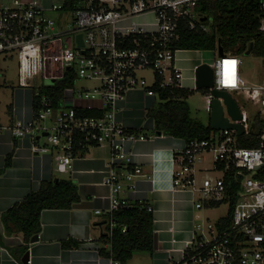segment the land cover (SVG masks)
Segmentation results:
<instances>
[{"label":"built area","instance_id":"built-area-1","mask_svg":"<svg viewBox=\"0 0 264 264\" xmlns=\"http://www.w3.org/2000/svg\"><path fill=\"white\" fill-rule=\"evenodd\" d=\"M66 1L0 2V56L17 57L19 87L32 91L33 102V118L8 130L17 138L30 137L34 152L56 149L60 173L72 171L74 160L90 148L110 147L101 172V185L110 189V195L95 197L108 201V206L94 210L109 215L108 241H89L85 248L97 253L98 264H124L112 254L118 225L113 215L132 206L119 196L135 190L136 178L143 174L134 146L166 135L129 129L119 120L122 103L136 91L157 97L158 91L185 89L184 70L178 65L183 50L176 44L185 30L210 32L211 27L201 21L204 15L198 11L203 0H80L73 8L66 7ZM261 12L259 31L264 36V0ZM52 13L60 16L53 18ZM67 14L73 17L71 23ZM218 50L202 51L218 56L203 60L215 72L210 98L214 89L236 92L246 103L264 108V85H247L243 56L221 57ZM148 70L153 73L151 82L141 75ZM68 77L73 86L60 98L46 90ZM45 79L52 83L45 85ZM81 81L96 84L79 87ZM235 100L242 115L236 121L243 126L241 135L228 129L214 130L205 139L169 136L173 188L190 191L197 209L227 207L226 215L215 221L194 223L193 236L176 264H264V179L256 177L264 169V128L256 136V146H243L241 139L254 141L253 114ZM256 114L264 120V109ZM45 133L50 146H39L36 139Z\"/></svg>","mask_w":264,"mask_h":264},{"label":"crops","instance_id":"crops-1","mask_svg":"<svg viewBox=\"0 0 264 264\" xmlns=\"http://www.w3.org/2000/svg\"><path fill=\"white\" fill-rule=\"evenodd\" d=\"M203 62L200 57L194 58L189 53L178 57V65L184 70L186 78V90H197L195 70ZM29 90L16 89L9 114L0 119V168L5 167L9 155L13 156L12 165L0 176V264H24L22 258L27 252L30 254L28 264H98L97 253L86 249L85 244L89 241L104 243L101 237L109 229V215H97L94 210L108 206V201L95 197L110 195V189L101 185V172L110 158V147H92L74 160L72 171L58 172L54 160L57 151L44 136H38L36 144L50 146L51 150L41 154L33 151L34 143L30 137L17 138L8 130L20 121L29 122L33 118L32 93ZM155 104L156 97H149L140 91L132 92L122 103L119 120L129 129H141L151 136L147 130L154 133L157 130L148 111ZM172 144L169 136L136 144L137 161L142 166L143 174L136 178L138 186L135 190H125L119 196L132 205L142 201L152 207L158 248L146 254L152 255L153 264L178 263L193 236L196 219L201 218L202 221L204 212L212 211L197 209L190 191L173 188ZM60 179L71 181L78 187L80 201L69 209L44 210L37 242L26 244L22 234L8 233L2 214L22 202L30 193L38 191L42 183ZM26 245L28 250L24 252L22 247Z\"/></svg>","mask_w":264,"mask_h":264},{"label":"trees","instance_id":"trees-1","mask_svg":"<svg viewBox=\"0 0 264 264\" xmlns=\"http://www.w3.org/2000/svg\"><path fill=\"white\" fill-rule=\"evenodd\" d=\"M80 0H67L66 7L73 8ZM198 11L208 18L211 31H188L181 34L177 49L192 51H215L222 48L224 54L245 56L252 48L255 56L264 57V36L259 31L261 17V0H203ZM70 77L49 87V94L60 98L65 89L71 88ZM195 90L171 89L158 91L160 102L150 110L149 116L156 124V130L166 136L179 139H205L214 131L208 125L192 118L189 97ZM209 93L208 90H206ZM86 115H95L92 112ZM252 132L254 141L241 139L243 146H256V136L264 128V120L259 114L252 115ZM254 122V125H253ZM9 155L0 176L12 165ZM264 179V169L256 175ZM80 201L78 187L68 180H55L42 183L38 191L30 193L25 199L2 214V220L8 233L18 232L23 235L26 244L39 235L42 230L41 215L44 210L69 209ZM118 224L112 238V254L122 263L127 264L135 253H152L154 251V215L146 204L135 203L124 207L113 215ZM126 227V232L123 228ZM101 240L107 242V235ZM24 252L28 246L22 247Z\"/></svg>","mask_w":264,"mask_h":264},{"label":"rangeland","instance_id":"rangeland-1","mask_svg":"<svg viewBox=\"0 0 264 264\" xmlns=\"http://www.w3.org/2000/svg\"><path fill=\"white\" fill-rule=\"evenodd\" d=\"M2 0H0L1 2ZM54 1L57 4H62L65 0H47ZM60 13H52L53 18H58ZM67 20L71 23L73 21V17L71 14H67ZM208 26H211L208 24ZM183 53H189L193 55L194 58L200 57L202 60H211L215 53L213 52H187L183 51L178 54V56ZM215 58H218L215 55ZM243 72L244 77L247 81V85L250 86H261L264 85V57L263 56H255L251 54L249 56L243 57ZM204 64V63H203ZM141 75L144 76L148 82L152 81L153 73L151 71H143ZM19 65L17 57H5L0 56V119L9 114V108L12 107L14 102V96L16 89L19 88ZM45 85L49 84V80L45 79ZM95 82H84L81 81L78 83L79 87H93ZM207 89H197L192 92L189 97V105L191 108V116L192 118L208 125L211 120V112H210V104L211 99H209V93L206 91ZM32 92L31 90H29ZM235 99H237L241 105L244 104L247 107V110L255 115L257 110L264 109L261 107L255 108L251 102H245L243 96L238 95L236 92L230 93ZM160 102V98L156 97V103ZM254 125V122H253ZM149 134H153V130H147ZM44 140V138H42ZM209 159V158H208ZM206 159V160H208ZM227 212L226 206H221L214 211H205L203 220L215 221L220 216H225ZM201 218L196 219L198 222ZM128 264H153V257L151 254L146 253H135L133 258L129 261Z\"/></svg>","mask_w":264,"mask_h":264},{"label":"water","instance_id":"water-1","mask_svg":"<svg viewBox=\"0 0 264 264\" xmlns=\"http://www.w3.org/2000/svg\"><path fill=\"white\" fill-rule=\"evenodd\" d=\"M202 22H207L208 18L206 16L201 18ZM80 45H83L82 36L78 37ZM219 55L224 56V51L222 48L219 50ZM252 53V48H250L245 56H249ZM196 76V87L197 89H211L214 87L215 80V72L214 69L207 63L199 65L195 70ZM52 83V81H49ZM213 99L211 100V128L213 130H236L238 135L243 133V126L236 121L242 119L240 107L238 102L234 99V97L225 90H213ZM223 100V103H222ZM228 111V116L225 112V107ZM162 131L157 130L156 135L161 136ZM47 133L43 134L46 136ZM41 137V136H40ZM39 137V138H40ZM39 240V235H36L32 238L31 242H37ZM154 248H158V237L155 234L154 236ZM30 260V254L27 252L22 258V262L24 264H28Z\"/></svg>","mask_w":264,"mask_h":264},{"label":"bare ground","instance_id":"bare-ground-1","mask_svg":"<svg viewBox=\"0 0 264 264\" xmlns=\"http://www.w3.org/2000/svg\"><path fill=\"white\" fill-rule=\"evenodd\" d=\"M234 66H235L234 62H231V64H229V67L232 68L233 70H234Z\"/></svg>","mask_w":264,"mask_h":264}]
</instances>
